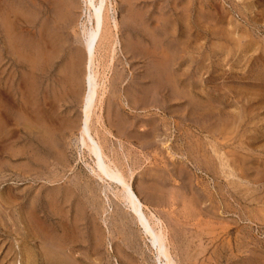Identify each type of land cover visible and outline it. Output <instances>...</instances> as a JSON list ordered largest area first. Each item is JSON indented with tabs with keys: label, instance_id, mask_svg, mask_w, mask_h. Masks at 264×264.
I'll list each match as a JSON object with an SVG mask.
<instances>
[{
	"label": "rangeland",
	"instance_id": "obj_1",
	"mask_svg": "<svg viewBox=\"0 0 264 264\" xmlns=\"http://www.w3.org/2000/svg\"><path fill=\"white\" fill-rule=\"evenodd\" d=\"M86 1L0 0V264H157L80 144ZM93 69L92 133L177 263L264 264V0H107Z\"/></svg>",
	"mask_w": 264,
	"mask_h": 264
},
{
	"label": "bare ground",
	"instance_id": "obj_2",
	"mask_svg": "<svg viewBox=\"0 0 264 264\" xmlns=\"http://www.w3.org/2000/svg\"><path fill=\"white\" fill-rule=\"evenodd\" d=\"M86 2L89 5L88 7L90 8L91 16L90 28L86 33V39L84 42L87 57L86 65L88 69V74L86 76L87 94L83 105L80 144L82 145V147H85V149L87 148L89 153L91 154L94 162V167H92V173L98 178V180L108 185V187L116 185L118 188L121 189L122 198L128 205V209L132 212L136 221L142 227L144 234L147 236L148 240H150V243L152 244L153 251L155 252V262L157 264H178L166 243V237L163 232L161 230H156L154 226H152L153 224H151L150 219L145 210L146 206L135 192L131 180H127L123 173L120 171V169L115 165V163L106 155L102 144L98 139L95 138L92 133V116L96 107L99 88L97 73L94 71L93 65L97 46L103 30L104 12L107 5V0H100V2H97V0H87Z\"/></svg>",
	"mask_w": 264,
	"mask_h": 264
}]
</instances>
